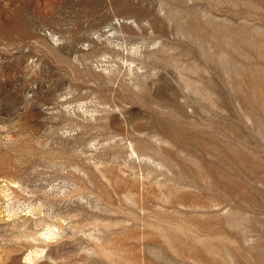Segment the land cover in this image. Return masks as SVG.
I'll use <instances>...</instances> for the list:
<instances>
[{
	"label": "rangeland",
	"instance_id": "374dc122",
	"mask_svg": "<svg viewBox=\"0 0 264 264\" xmlns=\"http://www.w3.org/2000/svg\"><path fill=\"white\" fill-rule=\"evenodd\" d=\"M0 264H264V0H0Z\"/></svg>",
	"mask_w": 264,
	"mask_h": 264
},
{
	"label": "bare ground",
	"instance_id": "6f19581e",
	"mask_svg": "<svg viewBox=\"0 0 264 264\" xmlns=\"http://www.w3.org/2000/svg\"><path fill=\"white\" fill-rule=\"evenodd\" d=\"M52 238V237H51ZM31 258H28V260H30Z\"/></svg>",
	"mask_w": 264,
	"mask_h": 264
}]
</instances>
